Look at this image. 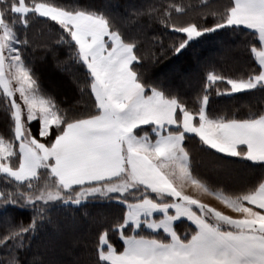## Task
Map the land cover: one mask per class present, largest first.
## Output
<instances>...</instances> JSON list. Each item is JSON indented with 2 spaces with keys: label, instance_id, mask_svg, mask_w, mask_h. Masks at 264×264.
<instances>
[{
  "label": "snow or ice",
  "instance_id": "obj_1",
  "mask_svg": "<svg viewBox=\"0 0 264 264\" xmlns=\"http://www.w3.org/2000/svg\"><path fill=\"white\" fill-rule=\"evenodd\" d=\"M186 11L133 6L124 19L92 0H0V264H264V107L241 115L212 99L264 93V0H223L199 21L180 20ZM141 23L148 31L129 30ZM35 24L53 34L46 51H65L57 69L87 94L84 104L63 108L40 84L28 52ZM221 30L257 38L260 50L245 44L255 66L231 75L200 63V47ZM189 52L201 70L194 95L149 75ZM193 141L209 170H198ZM235 165L254 178L237 180ZM94 202L116 211L94 238L75 239L84 258H35L43 233L73 236ZM58 207L85 211L68 222L53 214ZM181 218L184 231L174 226Z\"/></svg>",
  "mask_w": 264,
  "mask_h": 264
},
{
  "label": "trees",
  "instance_id": "obj_2",
  "mask_svg": "<svg viewBox=\"0 0 264 264\" xmlns=\"http://www.w3.org/2000/svg\"><path fill=\"white\" fill-rule=\"evenodd\" d=\"M94 3H108L111 5L112 11L119 17L127 19L133 10V6L141 10L148 7H159L161 4L177 3L182 4L187 9L186 14L179 17L182 21L195 20L199 21L201 17L206 15L212 9L219 8L223 0H92ZM207 5V7H204ZM211 19V17H209ZM148 31L147 28L141 24L129 25V30L137 33L141 31ZM35 48L29 49V58L34 65L39 82L42 87L49 93H54L56 97L63 101L61 107L67 108L72 105L84 104L87 101V94L81 97L80 90L75 83H73L65 74L58 71L55 59L59 58L61 61L67 62V55L63 49L59 51L56 56L46 51L44 44L52 39L53 34L48 32L47 27L42 24L33 25L29 32ZM145 47L144 50H149L152 45L150 43V36L144 37ZM247 41L259 44L255 37H237L232 34L223 33L221 30L220 35L213 34L212 37L206 41L199 49L198 57L200 63L211 62L218 68L231 75L242 73L247 67L255 66L257 61L254 53L250 52V45L245 46ZM45 57H47L45 59ZM200 63L194 58L193 53L189 52L180 59L174 58L172 61H164L150 69L149 75L158 76L160 78H167L175 87L179 88L184 94L188 96L194 95L200 86ZM177 64V68L175 67ZM177 69L178 73L170 76L167 72L170 69ZM168 74V75H167ZM213 107L220 111H238L241 115L246 114L248 111H255L264 107V93L256 92L253 95L237 94L236 97L229 96H214ZM3 116L0 112V128L3 127ZM194 154L196 155L199 165L198 170L201 172L207 171L211 168L209 158L199 150L195 141L190 144ZM3 174H0L2 177ZM232 175L237 180L253 179L254 175L250 170L242 165H235ZM255 175H259V169L256 170ZM3 181L0 179V184ZM80 209L79 213L72 208L58 207L54 210L53 214L58 216L62 221L70 222L73 217L77 219L84 212ZM116 209L108 206L102 202H94L89 204L87 208L88 216L80 220V224L85 221L91 222L96 220V223H89L90 225L82 226L80 232H76L73 236H69V240L64 243H59L57 238L54 240L55 235L51 233H43L36 245H34L33 252L36 259H50L58 258L71 262L77 258H84L86 253L81 245L75 243L76 238H83L85 236L94 238L95 226L103 222L105 219H111ZM30 214V213H29ZM2 219V217H0ZM66 239V238H65ZM116 238L114 237L113 240ZM61 242V241H60ZM118 246V245H115Z\"/></svg>",
  "mask_w": 264,
  "mask_h": 264
},
{
  "label": "crops",
  "instance_id": "obj_3",
  "mask_svg": "<svg viewBox=\"0 0 264 264\" xmlns=\"http://www.w3.org/2000/svg\"><path fill=\"white\" fill-rule=\"evenodd\" d=\"M260 50V49H258ZM255 56V54H254ZM256 61L257 57L255 56ZM185 191L188 194H191L193 198L201 200V202L209 204L211 207H216L218 210L224 211L226 214H233L232 210L227 208L225 205L221 204L214 196H211L209 194H206L203 192V190H197L194 187L186 186ZM183 221V222H181ZM174 226L178 228L180 231H184L186 228L190 226V222L186 220V218H181L174 222Z\"/></svg>",
  "mask_w": 264,
  "mask_h": 264
},
{
  "label": "rangeland",
  "instance_id": "obj_4",
  "mask_svg": "<svg viewBox=\"0 0 264 264\" xmlns=\"http://www.w3.org/2000/svg\"><path fill=\"white\" fill-rule=\"evenodd\" d=\"M176 66V68H177V64H175ZM170 69V68H169ZM178 69V68H177ZM177 69H173V68H171L170 70V72H167L170 76H173V75H175V74H177L178 73V71H177ZM167 74V75H168ZM97 221L96 220H92L91 222H88V221H85V223L83 224L84 226H89L90 224L89 223H96ZM82 224H80V230L78 231V232H80L82 229V226H83ZM57 238H59L58 240H60V237H55L54 238V240H56ZM64 241H67V240H69V238H62ZM61 241V242H60ZM59 241V243H64L62 240H60Z\"/></svg>",
  "mask_w": 264,
  "mask_h": 264
}]
</instances>
